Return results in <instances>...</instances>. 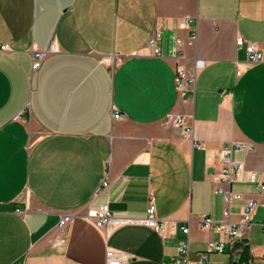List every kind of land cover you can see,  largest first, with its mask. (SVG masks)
Here are the masks:
<instances>
[{
	"label": "crops",
	"instance_id": "obj_1",
	"mask_svg": "<svg viewBox=\"0 0 264 264\" xmlns=\"http://www.w3.org/2000/svg\"><path fill=\"white\" fill-rule=\"evenodd\" d=\"M158 28L160 57L147 50ZM239 36L264 53V0H0V264H106L109 248L126 264H175L183 241L189 264H200L210 242L226 241L202 228L204 217L224 220L209 163L226 144L246 142L253 149L234 158L264 181V62L249 61ZM52 43L57 53L33 72V48ZM109 55L121 58L115 70L102 63ZM180 68L196 79L184 94ZM169 115L192 133L168 126ZM231 190L244 195L231 222L247 201L257 204L242 264L259 263L264 192L246 180ZM151 199L165 237L95 225L101 205L142 217ZM236 245L209 253L207 264H239Z\"/></svg>",
	"mask_w": 264,
	"mask_h": 264
},
{
	"label": "built area",
	"instance_id": "obj_2",
	"mask_svg": "<svg viewBox=\"0 0 264 264\" xmlns=\"http://www.w3.org/2000/svg\"><path fill=\"white\" fill-rule=\"evenodd\" d=\"M197 39V35L193 34L188 45H192ZM162 40V31L157 29L154 35L149 39L147 44V50H150L153 56H162V48L159 45ZM238 48L246 45V51L249 61L253 63L264 62V53L260 51L254 44L249 43L244 37L239 36L236 40ZM186 43L183 40L178 39L176 41V51L178 58L183 57L184 48ZM8 46H2L1 51H8ZM33 61L32 70L38 71L42 67L44 61L51 55L57 53V46L52 43L47 49L33 48ZM102 63L109 70H115L121 64V58L116 55L105 56L102 59ZM204 66V61L196 60L195 68L200 69ZM195 75H190L185 69L180 68L176 74V85L180 93L184 94L187 90V85H193L195 83ZM122 114L115 113L113 118L115 120L122 119ZM20 116L16 117L18 120ZM167 125L173 129L179 130L184 135H190L192 128L184 123V118L179 115H169L167 119ZM253 148L246 142H233L226 144L222 149L216 152V162L212 164L215 172V180L217 186L215 192L223 196L225 202V209L223 212L224 220L214 221L210 217H204L202 220V228L210 229L222 233L226 237V241L210 242L206 252L202 255L200 264H207L206 260L209 253H224L226 250V244L234 246L236 244L244 243L247 239V231L252 224V218L255 214L257 204L254 201H247L241 207L240 219L236 222H231V206L234 201L244 200L242 193L233 192L231 185L239 180H246L253 183H259L262 192H264V181L258 178L256 172H249L245 169V163L234 158V154L237 151L249 152ZM19 211V210H18ZM73 215H64L60 220V227H65L72 221ZM94 220L96 227L106 231L109 235L114 229L128 226V225H142L154 229L158 234L165 237L168 230V225L165 220H160L157 217L156 207L153 199L150 201L149 208L146 214L142 217H130L121 216L112 211L108 204L101 205L94 213ZM264 232V221L261 224ZM178 226L175 223L170 225V232L176 234ZM180 230L189 235V227H181ZM179 254L175 261V264H189L190 256V243L189 241H183L179 245ZM127 257L121 252H118L112 248L107 250L106 264H126ZM249 264H264V248L262 252L261 261L259 263L250 262Z\"/></svg>",
	"mask_w": 264,
	"mask_h": 264
},
{
	"label": "trees",
	"instance_id": "obj_3",
	"mask_svg": "<svg viewBox=\"0 0 264 264\" xmlns=\"http://www.w3.org/2000/svg\"><path fill=\"white\" fill-rule=\"evenodd\" d=\"M245 243H240L235 246L236 249L241 248V255H240V262L239 264H242L243 262L246 263L250 259V251L249 247L244 245Z\"/></svg>",
	"mask_w": 264,
	"mask_h": 264
},
{
	"label": "water",
	"instance_id": "obj_4",
	"mask_svg": "<svg viewBox=\"0 0 264 264\" xmlns=\"http://www.w3.org/2000/svg\"><path fill=\"white\" fill-rule=\"evenodd\" d=\"M234 264H237V263H234Z\"/></svg>",
	"mask_w": 264,
	"mask_h": 264
}]
</instances>
